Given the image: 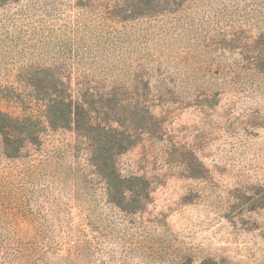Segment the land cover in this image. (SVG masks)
<instances>
[{
	"label": "rangeland",
	"instance_id": "374dc122",
	"mask_svg": "<svg viewBox=\"0 0 264 264\" xmlns=\"http://www.w3.org/2000/svg\"><path fill=\"white\" fill-rule=\"evenodd\" d=\"M161 1L122 22L116 0H0L2 112L88 83L160 128L115 157L149 192L135 213L73 131L12 157L0 135V264H264V0Z\"/></svg>",
	"mask_w": 264,
	"mask_h": 264
},
{
	"label": "trees",
	"instance_id": "16d2710c",
	"mask_svg": "<svg viewBox=\"0 0 264 264\" xmlns=\"http://www.w3.org/2000/svg\"><path fill=\"white\" fill-rule=\"evenodd\" d=\"M161 2L116 0L115 11L109 12V19L124 22L132 18H152L159 14ZM119 7L121 9L117 10ZM30 88L34 90L30 89V101L22 102L25 113L28 110L24 117H14L0 110V135L7 155L12 157L24 145L38 143L41 133L47 129L73 131L89 144L91 162L106 182L109 201L124 212L140 210L149 199V192L145 185L135 183L138 182L136 178H125L119 174L115 157L135 145L140 134H157L160 128L154 116L146 121L138 120L140 112L136 105L117 106L118 101L114 99L116 91L112 93L113 99L96 98L88 83H82L76 89L71 84L32 85ZM4 92L0 88L1 99L5 98L2 96ZM133 108L138 111L133 113ZM123 112L129 115L136 112L133 118L136 129L129 131L124 127L120 118L125 115ZM113 122L119 124V128H113Z\"/></svg>",
	"mask_w": 264,
	"mask_h": 264
}]
</instances>
